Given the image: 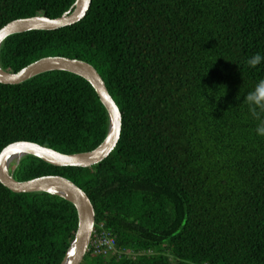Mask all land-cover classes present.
Masks as SVG:
<instances>
[{"label":"trees","instance_id":"1","mask_svg":"<svg viewBox=\"0 0 264 264\" xmlns=\"http://www.w3.org/2000/svg\"><path fill=\"white\" fill-rule=\"evenodd\" d=\"M74 1L0 0V28L60 16ZM256 53L264 55V0H91L74 24L3 40L7 71L50 55L91 63L121 111L118 143L99 163L58 166L29 154L10 165L17 180L62 175L87 193L94 230L102 225L115 247L88 249L81 264H264V137L244 101L264 79V63L247 64ZM108 124L80 75L0 82V151L20 140L88 151ZM77 222L65 198L0 182V264H60Z\"/></svg>","mask_w":264,"mask_h":264},{"label":"water","instance_id":"2","mask_svg":"<svg viewBox=\"0 0 264 264\" xmlns=\"http://www.w3.org/2000/svg\"><path fill=\"white\" fill-rule=\"evenodd\" d=\"M90 4L91 0H75L70 9L54 18L34 15L14 19L0 28V46L11 34L29 30H52L74 24L85 16ZM52 70L72 72L84 77L92 84L108 113L107 134L95 148L75 153H63L28 140L12 142L0 151V182L14 192H49L65 198L75 206L78 217L77 228L60 264H81L95 225V210L87 193L62 175L48 174L28 180H17L10 171V165L13 162L17 165L23 156L29 154L58 166L89 167L99 163L113 151L118 143L122 114L97 69L91 63L78 58L62 55L44 56L17 72L4 70L0 65V82L18 84Z\"/></svg>","mask_w":264,"mask_h":264},{"label":"clouds","instance_id":"3","mask_svg":"<svg viewBox=\"0 0 264 264\" xmlns=\"http://www.w3.org/2000/svg\"><path fill=\"white\" fill-rule=\"evenodd\" d=\"M261 63H264V55L260 53H256L247 60V64L251 68H256ZM237 98L239 99V97ZM244 101L252 116L259 121L255 129L256 134L264 137V118L261 116L264 113V79L258 81L255 87L245 95Z\"/></svg>","mask_w":264,"mask_h":264},{"label":"built area","instance_id":"4","mask_svg":"<svg viewBox=\"0 0 264 264\" xmlns=\"http://www.w3.org/2000/svg\"><path fill=\"white\" fill-rule=\"evenodd\" d=\"M115 247V237L109 232L102 229L93 230L89 242L88 249H91L94 253H103L113 250Z\"/></svg>","mask_w":264,"mask_h":264}]
</instances>
